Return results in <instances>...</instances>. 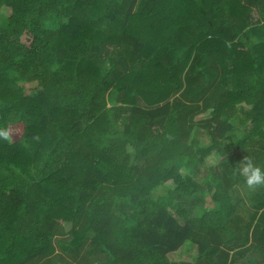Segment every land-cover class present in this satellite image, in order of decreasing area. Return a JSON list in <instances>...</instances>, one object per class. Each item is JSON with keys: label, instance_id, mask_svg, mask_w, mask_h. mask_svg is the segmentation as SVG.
Returning a JSON list of instances; mask_svg holds the SVG:
<instances>
[{"label": "trees", "instance_id": "obj_1", "mask_svg": "<svg viewBox=\"0 0 264 264\" xmlns=\"http://www.w3.org/2000/svg\"><path fill=\"white\" fill-rule=\"evenodd\" d=\"M3 8L0 264H264V0Z\"/></svg>", "mask_w": 264, "mask_h": 264}, {"label": "rangeland", "instance_id": "obj_2", "mask_svg": "<svg viewBox=\"0 0 264 264\" xmlns=\"http://www.w3.org/2000/svg\"><path fill=\"white\" fill-rule=\"evenodd\" d=\"M9 12L10 11L8 8H3L0 12V18L4 17ZM106 66H108V65L106 64ZM25 87L27 89V92H29L30 94L34 93V91H35L34 85L26 84ZM198 138H199L200 143H203V144L206 143V138H205L204 133L202 131L198 132ZM211 157L213 159H216L215 154H212ZM181 172L183 174H186L187 170L182 169ZM189 211L192 215H196L199 211V208H198V206L191 207V208H189ZM63 227H64V235H66L71 228V224L66 222V223H64ZM255 256L257 257V255H255ZM170 258L172 259L174 264H194V262L196 260V246L195 245L183 246L176 253L170 254ZM65 260L68 262V264H80V258H78L77 260H74L73 257H71L70 255L65 254L64 252H61L60 246H58V244H56L55 254L51 257V262L47 263V264H66ZM45 261H46V259L38 262L37 264H43V263L46 264ZM253 261H254L253 264H256L257 258H255V260H253ZM241 262H243V261H241Z\"/></svg>", "mask_w": 264, "mask_h": 264}, {"label": "clouds", "instance_id": "obj_3", "mask_svg": "<svg viewBox=\"0 0 264 264\" xmlns=\"http://www.w3.org/2000/svg\"><path fill=\"white\" fill-rule=\"evenodd\" d=\"M13 130L7 126H0V140L11 142ZM235 173L244 177L246 184L250 188L264 186V168L258 166L249 156L237 162Z\"/></svg>", "mask_w": 264, "mask_h": 264}, {"label": "crops", "instance_id": "obj_4", "mask_svg": "<svg viewBox=\"0 0 264 264\" xmlns=\"http://www.w3.org/2000/svg\"><path fill=\"white\" fill-rule=\"evenodd\" d=\"M253 260H255L254 256H253Z\"/></svg>", "mask_w": 264, "mask_h": 264}]
</instances>
